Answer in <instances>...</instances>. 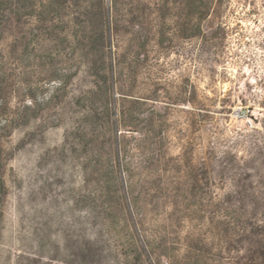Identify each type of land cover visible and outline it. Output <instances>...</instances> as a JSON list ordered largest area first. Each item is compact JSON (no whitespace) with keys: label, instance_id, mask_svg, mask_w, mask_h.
<instances>
[{"label":"rangeland","instance_id":"rangeland-1","mask_svg":"<svg viewBox=\"0 0 264 264\" xmlns=\"http://www.w3.org/2000/svg\"><path fill=\"white\" fill-rule=\"evenodd\" d=\"M15 1L0 0V264L248 262L264 0H201L203 19L189 0Z\"/></svg>","mask_w":264,"mask_h":264},{"label":"trees","instance_id":"trees-1","mask_svg":"<svg viewBox=\"0 0 264 264\" xmlns=\"http://www.w3.org/2000/svg\"><path fill=\"white\" fill-rule=\"evenodd\" d=\"M17 5H19L22 0H16L15 1ZM201 3V5H199ZM189 14L192 13H197L196 15L200 16V18H204L205 16L208 15L210 8L209 5L203 4L201 0H189ZM19 7H17V10ZM193 9V11H191ZM193 29H200L199 26H194ZM1 185V183H0ZM251 219L248 222V227H249V233L251 237H253L254 242H256L260 248L258 250H251L249 257H248V262L244 264H255V258L257 255H260L261 257H264V243H260V241H255L254 238L257 236H261L264 238V206H262L259 210L258 207H252V212L250 214ZM260 217V218H258ZM242 263V262H241ZM239 260H237V264H241Z\"/></svg>","mask_w":264,"mask_h":264}]
</instances>
